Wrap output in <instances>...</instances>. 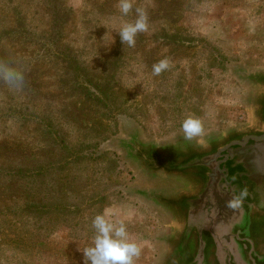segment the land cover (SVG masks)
I'll return each instance as SVG.
<instances>
[{
    "label": "rangeland",
    "instance_id": "374dc122",
    "mask_svg": "<svg viewBox=\"0 0 264 264\" xmlns=\"http://www.w3.org/2000/svg\"><path fill=\"white\" fill-rule=\"evenodd\" d=\"M136 8L149 27L129 47L117 32ZM0 63L24 75L0 79V264H84L105 212L140 246L135 264H168L169 201L192 186L152 159L258 127L264 0H134L127 16L118 0H0Z\"/></svg>",
    "mask_w": 264,
    "mask_h": 264
},
{
    "label": "water",
    "instance_id": "95a60500",
    "mask_svg": "<svg viewBox=\"0 0 264 264\" xmlns=\"http://www.w3.org/2000/svg\"><path fill=\"white\" fill-rule=\"evenodd\" d=\"M258 83L257 128L178 158L152 159V170L178 175L192 186L169 201L180 232L168 264H264V75ZM245 189L242 204L229 207Z\"/></svg>",
    "mask_w": 264,
    "mask_h": 264
},
{
    "label": "clouds",
    "instance_id": "9594fccd",
    "mask_svg": "<svg viewBox=\"0 0 264 264\" xmlns=\"http://www.w3.org/2000/svg\"><path fill=\"white\" fill-rule=\"evenodd\" d=\"M134 0H118L119 10L127 16L133 11ZM134 22L125 23L117 32L121 43L129 47L135 46L138 33L148 30V16L144 9H135ZM167 59L160 60L152 66L153 75L159 76L169 70ZM0 79L12 87L21 88L24 84V75L21 71L0 63ZM182 131L186 140H192L203 133L202 122L188 117L182 122ZM247 197V190H242L237 197L229 201V207H239ZM94 235L90 246L83 250L84 264H135L141 254L140 246L130 239L127 227L123 221L113 222L108 213L97 214L91 223Z\"/></svg>",
    "mask_w": 264,
    "mask_h": 264
},
{
    "label": "flooded vegetation",
    "instance_id": "af4514ba",
    "mask_svg": "<svg viewBox=\"0 0 264 264\" xmlns=\"http://www.w3.org/2000/svg\"><path fill=\"white\" fill-rule=\"evenodd\" d=\"M256 246V245H255Z\"/></svg>",
    "mask_w": 264,
    "mask_h": 264
},
{
    "label": "trees",
    "instance_id": "16d2710c",
    "mask_svg": "<svg viewBox=\"0 0 264 264\" xmlns=\"http://www.w3.org/2000/svg\"><path fill=\"white\" fill-rule=\"evenodd\" d=\"M21 171V170H20Z\"/></svg>",
    "mask_w": 264,
    "mask_h": 264
}]
</instances>
